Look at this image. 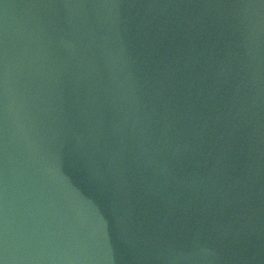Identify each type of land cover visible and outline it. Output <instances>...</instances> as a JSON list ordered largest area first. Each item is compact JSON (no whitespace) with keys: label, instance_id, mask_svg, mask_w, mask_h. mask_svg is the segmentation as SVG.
<instances>
[{"label":"water","instance_id":"1","mask_svg":"<svg viewBox=\"0 0 264 264\" xmlns=\"http://www.w3.org/2000/svg\"><path fill=\"white\" fill-rule=\"evenodd\" d=\"M0 264H264V0H0Z\"/></svg>","mask_w":264,"mask_h":264}]
</instances>
